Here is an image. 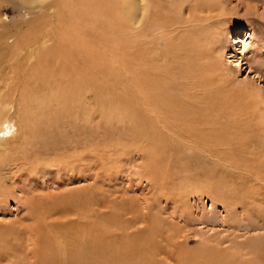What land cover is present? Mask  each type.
<instances>
[{
    "label": "rangeland",
    "instance_id": "1",
    "mask_svg": "<svg viewBox=\"0 0 264 264\" xmlns=\"http://www.w3.org/2000/svg\"><path fill=\"white\" fill-rule=\"evenodd\" d=\"M204 1L156 0L158 21L171 26L140 41L148 56L145 50L139 58L120 54L115 74L91 73L96 78L92 83L102 88L101 96L93 84H86L88 98L82 95L87 100L82 97L72 106L49 98V88L40 91V101L29 100L22 108L32 110L23 114L40 125L38 147L22 141L31 136L34 140L35 135L22 131L16 115L10 132H0V264H38L45 248L55 253V246L74 250L77 244H86L90 253L80 264H211L210 254L239 257V252L242 263L264 264V178L257 182L263 186L254 190L256 178L242 166L235 171L227 161L204 155L201 162L192 153L191 168L205 172L197 170L201 178L195 179L193 170L184 168L178 147L154 154L155 148L150 150L137 136L128 115L138 99L134 70L154 64L164 88L194 102L197 118H208L210 129L226 127L219 138L231 139V146L242 141V150L263 163L264 0H210L211 5ZM46 8L32 0H0V71L11 76L5 80L8 84L0 83L8 94L3 92L5 99L19 94L15 75L5 74L12 44L45 19L50 11ZM46 37L47 46H53L49 33ZM202 74L207 81L199 87ZM29 88L38 92L37 84ZM103 96L115 107L112 115H98L105 111L98 100ZM16 105L9 108L11 113ZM229 122L239 127L235 136L223 134ZM229 171L235 184L230 183ZM100 226L107 243H112L104 249L111 250L115 262L101 257ZM55 257L56 263L47 264H74L61 263L57 252Z\"/></svg>",
    "mask_w": 264,
    "mask_h": 264
},
{
    "label": "bare ground",
    "instance_id": "2",
    "mask_svg": "<svg viewBox=\"0 0 264 264\" xmlns=\"http://www.w3.org/2000/svg\"><path fill=\"white\" fill-rule=\"evenodd\" d=\"M32 1L36 3L38 2L42 7H48L46 10L48 9V11H50L48 15H44L45 19H43L40 24L36 25L30 31L29 35L26 36L24 34L16 41L15 44H12L13 53L10 55L11 59H9V63L5 65V68L7 69L5 74L15 75V79L18 82L17 88L19 90V94L18 97H16L13 93L10 98L5 99L3 97H5V94H8L0 88V132L4 134L10 132V129L14 127V123L11 124V119L14 115H16L21 122L20 126L22 131L27 132L30 130L33 131L35 135L34 140L31 136L26 140L22 139V141L27 145L38 147L40 142L38 141L37 136L39 137V132L41 131V128H39L40 125L36 122L37 120L32 123V119L25 118L26 115L23 114L26 112V109L32 110V108H22L28 104L29 100L39 99L40 101V91H43V88H49L50 92L47 94L49 95V98L52 97L57 103H61L62 105L64 104V107H66V105L72 106L71 104H74L75 102L77 103L83 95L84 97H87V88L90 84H93V88L98 90L97 96L99 97L102 92V88L101 86L92 83L96 80V78L91 73H94L95 71V75L97 76H100L101 72L107 71L115 74L121 65L117 57L120 56V54H122L123 57L126 54L129 56L132 53V58H139L144 55L145 50V56H148L146 47H139L140 41L146 40V38H151V32L155 33L160 29H165L166 26L170 27L171 25H165L164 23H160L158 21V17L154 12L156 0H54V2L51 1L54 6H52V3H49L50 5L47 3L46 6H44L43 3L46 2V0ZM189 1L190 0H186L187 3ZM205 3L209 5L210 0H206ZM195 5L198 10H201L199 8L201 4L199 5L196 1ZM202 9L205 10L207 8L202 7ZM155 21H157V23ZM42 29L44 31L46 30V33H44ZM48 31H51L52 34ZM48 33L50 35L49 39L54 40L53 42L55 46L54 44L51 47L47 46L46 41H48V37L46 36H48ZM20 34H22V32ZM14 48L17 50L15 51ZM122 48L123 51L125 50L123 53L121 52ZM1 52L3 51L1 50ZM151 60L156 62L155 59ZM3 74L4 73L0 71V83L2 82L8 84V81L5 80L11 78V76ZM134 81L138 99L133 111L128 114L130 115L129 119H132L135 124L134 130L137 136L141 137L147 143L150 150L155 148L153 152L154 154L156 152L159 153L161 149L169 150L176 149V147H178V151L180 153L179 157H182L183 163L186 165L184 168L189 170V173L193 170L194 172L192 171L191 173H193L192 177L195 179L201 178L198 176L201 171H199L197 167L191 168L193 164H189V158L192 156V153H197L198 156L196 157V160H202L201 162L205 161L204 155L205 157H207V155L214 156L227 161L230 166L228 167L230 169L232 168V170L236 171L237 167L242 166L243 169H245V172L254 175L256 178V182L254 178V181H252L256 183L255 185L253 183L254 190L263 186L259 185L257 182L259 179L262 181V178H264L262 177L264 161L263 163H260L262 160L259 159L260 161H256L258 157H256L257 159L253 157L254 155L248 152V150L247 152H244V147L242 146L243 150L241 147L242 141L238 140L236 142V146H231L230 143L227 144L228 141L232 142L231 139L226 137L219 138L221 130L223 132L226 127H219L220 129L217 127H214L213 129L211 127L210 129L209 121L207 122L208 118H197L195 115L196 111L193 101V103L188 101L189 98L187 101H184L183 97H180L177 93H170V91L162 86L160 76L157 72V66L151 64L148 69L144 70L142 67L137 66L134 70ZM206 81L207 79L203 77V74L200 75L197 78V86H204ZM31 83L37 84L38 92L29 88ZM85 85L89 86L86 88ZM189 97L192 99L191 96ZM87 98L84 99L87 100ZM86 100L84 102L82 99V104L85 105ZM98 100L102 101L100 102L101 106H104L106 111H100L98 115H112L115 107L109 103L108 97L103 96ZM15 102L17 103L16 106H18V108L11 113L9 108H11ZM56 102H54V104ZM34 108H36L35 104L33 109ZM85 111L87 110L85 109ZM33 112L35 111L33 110ZM68 112L69 110H67V113ZM87 112L90 113L89 109ZM87 112H84L83 114L86 115ZM238 129V126H235L234 123H232L231 126V122H229L227 130L223 134L235 136L239 133ZM176 144L178 146H176ZM219 145L222 146V149L218 148ZM24 148L25 147L21 149ZM33 148L34 147H31V149ZM240 151L242 153V157H239ZM254 152H256V150ZM247 153H249L248 156L244 158V154L246 155ZM260 153L261 156H263L262 151H260ZM255 154H259V152ZM217 158L216 160L218 161L219 159ZM217 163H215V165ZM228 167L224 169L225 172L229 170ZM197 170L199 172H197ZM202 172L205 173L203 170ZM202 172L201 174H203ZM229 174L231 175L230 177L228 176L231 179V183L234 181V179H232L234 174L232 171H229ZM235 174H237V172H235ZM241 176H243L242 173ZM204 177L202 176V178ZM206 177L208 176L206 175ZM241 178L242 177H240V179ZM215 179L216 178H214V180ZM249 188L251 189L252 187ZM199 191H201L200 188ZM226 192L228 191L225 190V193ZM102 228L100 229L102 231V239L100 237L97 238L103 240V246L100 244L103 247L101 257L108 263L111 261L115 262L113 256L114 254H110L111 250L108 248L104 249V246H108L112 243H107L106 238L103 237V233L105 234V231H103ZM62 235L60 234V236ZM108 235L109 234L106 233V237H108ZM84 237H86V239L83 243H87L88 231L87 235ZM49 239L51 244H53V242L55 244V239L52 236H49L47 240ZM77 246L78 248L74 250L64 247L63 245L55 246V253L57 252L60 256L59 258H61L60 262L80 264L81 261H87L90 253H88V255L85 250L86 244L81 245L82 247L79 246V244H77ZM53 250L54 249L51 247L45 248L42 251L40 258L43 259L41 262H38V264H47L50 261L55 262L57 256L55 257ZM205 250L203 253H206ZM72 253H75V255H72ZM240 253L241 252H239V257L241 255L242 258L243 254ZM223 254H226V252H223ZM233 255L224 256L222 254H210V256L213 257L211 258L213 259L211 264H246L244 262H240L237 253ZM116 263L117 262L114 264Z\"/></svg>",
    "mask_w": 264,
    "mask_h": 264
}]
</instances>
